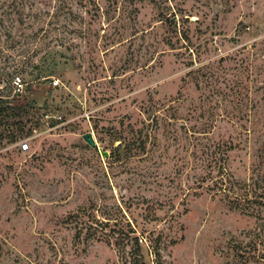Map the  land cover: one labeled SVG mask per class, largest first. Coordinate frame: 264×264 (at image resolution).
<instances>
[{
  "label": "rangeland",
  "instance_id": "rangeland-1",
  "mask_svg": "<svg viewBox=\"0 0 264 264\" xmlns=\"http://www.w3.org/2000/svg\"><path fill=\"white\" fill-rule=\"evenodd\" d=\"M97 3L0 7L10 12L0 22V98L10 107L0 114V264H123L104 241L73 243L70 215L91 205L161 236L162 264H264V216L193 195L202 171L182 126L211 123L210 138L235 143L227 163L237 179L264 170V0ZM174 11L187 36L175 50L163 18ZM201 61L212 74L196 86L187 71ZM137 130L145 151L133 142L113 151ZM151 203L158 220L143 218ZM141 243L143 264H155Z\"/></svg>",
  "mask_w": 264,
  "mask_h": 264
},
{
  "label": "trees",
  "instance_id": "trees-1",
  "mask_svg": "<svg viewBox=\"0 0 264 264\" xmlns=\"http://www.w3.org/2000/svg\"><path fill=\"white\" fill-rule=\"evenodd\" d=\"M18 0H0V7H13L14 3ZM22 1V0H20ZM80 4H92L97 6V0H75ZM18 12V9L16 10ZM181 12V11H179ZM10 14L9 10L2 9L0 11V22L3 21L5 15ZM54 14V13H52ZM106 14V12H105ZM163 14V13H162ZM176 12L169 17L163 16L166 24L169 28H173V32L168 37V44L170 48L178 49L177 43L181 38H186L187 36L178 31ZM107 15V14H106ZM19 21L24 19L23 13H18ZM183 16V15H182ZM110 17L107 15L106 19ZM189 21L188 17H181L180 21ZM7 31H11L7 29ZM175 37V41L173 39ZM186 48H189L188 44ZM193 51V50H192ZM179 54L178 52L176 53ZM194 61L191 62L193 64ZM210 61H201L194 66H192L187 72L192 78L196 79L195 85L198 86L199 81L211 78V71L209 69ZM12 80L13 75L9 74ZM5 101L0 98V114L6 113L9 106L3 107ZM14 109V108H13ZM12 110V109H11ZM164 117L168 115L163 114ZM3 115L0 117V124L2 123ZM4 124V123H3ZM206 126H211V123H205ZM185 130L190 131V136L192 138L193 146V158L191 162L201 169L200 173L196 179V189L193 190V195L199 196L204 191L208 192L212 197H220L227 201L229 207L238 208L243 212L255 215L257 218L264 216V170L257 174H252L246 179H237L233 172L230 170L227 159L228 152L235 149L236 144L230 139H212L208 136L210 130L208 127H187L182 124ZM1 131V129H0ZM119 143L113 147V151H120V149L126 147L128 144L133 142V145L141 150L145 151L146 138L141 134L140 130H137L136 136L131 140H125V138H116ZM262 146L264 147V141ZM264 158V155H263ZM187 161H183L182 167H186ZM179 174L181 168H179ZM201 189L200 191H198ZM139 199L136 200L138 204ZM164 203L173 206L172 200L164 201ZM92 205L83 206L71 214V221L74 223L73 232V243L87 245L91 241H104L107 244H111L118 255V261L120 260L123 264H143L142 260V239L149 248V251L154 257L155 264H162L161 261V248L160 241L161 236H153V231H148L144 235V231H140L137 234V228L134 219H127L123 214L118 215L113 211L105 213L104 216H98L92 211ZM155 203H151L145 207V213L143 218L146 220H158L159 216L154 213ZM186 211V208L182 210ZM106 212V211H104ZM178 212L177 214H179ZM172 216V215H171ZM252 241L249 242L250 248L252 246ZM241 246L242 245H235ZM233 246V247H235ZM128 247V249H127ZM236 248V247H235ZM250 248L248 251H250ZM85 249V248H84ZM264 256L262 253L261 257Z\"/></svg>",
  "mask_w": 264,
  "mask_h": 264
},
{
  "label": "built area",
  "instance_id": "built-area-1",
  "mask_svg": "<svg viewBox=\"0 0 264 264\" xmlns=\"http://www.w3.org/2000/svg\"><path fill=\"white\" fill-rule=\"evenodd\" d=\"M11 84H12V88L14 90H16V89L19 90L23 86L24 83H23L21 77L15 74L12 77ZM28 147H29V145L27 142H23L20 144V150H22V151L27 150Z\"/></svg>",
  "mask_w": 264,
  "mask_h": 264
},
{
  "label": "water",
  "instance_id": "water-1",
  "mask_svg": "<svg viewBox=\"0 0 264 264\" xmlns=\"http://www.w3.org/2000/svg\"><path fill=\"white\" fill-rule=\"evenodd\" d=\"M83 138L88 142L90 143L91 145H95V141L93 139V136L90 132H86L84 135H83ZM104 154L106 155V151H104Z\"/></svg>",
  "mask_w": 264,
  "mask_h": 264
}]
</instances>
